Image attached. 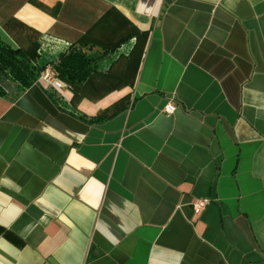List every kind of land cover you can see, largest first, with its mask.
Listing matches in <instances>:
<instances>
[{
  "label": "crops",
  "instance_id": "1",
  "mask_svg": "<svg viewBox=\"0 0 264 264\" xmlns=\"http://www.w3.org/2000/svg\"><path fill=\"white\" fill-rule=\"evenodd\" d=\"M0 38L95 57L0 96V264H264V0H0Z\"/></svg>",
  "mask_w": 264,
  "mask_h": 264
},
{
  "label": "trees",
  "instance_id": "2",
  "mask_svg": "<svg viewBox=\"0 0 264 264\" xmlns=\"http://www.w3.org/2000/svg\"><path fill=\"white\" fill-rule=\"evenodd\" d=\"M75 45L49 58L39 51L33 55L26 49L14 48L0 38V96L9 93L1 82H6L8 87L14 85L16 93H20L37 80L47 64L54 66L67 88L75 89V85L85 81L95 68V57L76 49Z\"/></svg>",
  "mask_w": 264,
  "mask_h": 264
},
{
  "label": "built area",
  "instance_id": "3",
  "mask_svg": "<svg viewBox=\"0 0 264 264\" xmlns=\"http://www.w3.org/2000/svg\"><path fill=\"white\" fill-rule=\"evenodd\" d=\"M39 80L42 81L44 84L58 89V90H65L66 84L58 77L57 72L52 64H47L39 73L38 76ZM175 109V106L171 103H167L163 106L162 110L165 113H172ZM208 200L204 198H195L192 201V209L195 213L202 211L205 206L207 205Z\"/></svg>",
  "mask_w": 264,
  "mask_h": 264
},
{
  "label": "water",
  "instance_id": "4",
  "mask_svg": "<svg viewBox=\"0 0 264 264\" xmlns=\"http://www.w3.org/2000/svg\"><path fill=\"white\" fill-rule=\"evenodd\" d=\"M2 86L5 87L6 90H8L9 92H12L14 90V88L10 89L7 85L6 82H1Z\"/></svg>",
  "mask_w": 264,
  "mask_h": 264
}]
</instances>
